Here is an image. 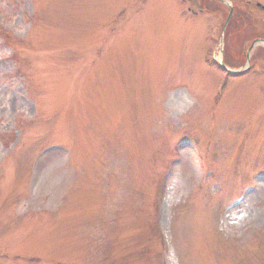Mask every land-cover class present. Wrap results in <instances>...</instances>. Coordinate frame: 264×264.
Listing matches in <instances>:
<instances>
[{
    "label": "rangeland",
    "instance_id": "374dc122",
    "mask_svg": "<svg viewBox=\"0 0 264 264\" xmlns=\"http://www.w3.org/2000/svg\"><path fill=\"white\" fill-rule=\"evenodd\" d=\"M213 5L0 0V264H160L156 223L168 264H264V58L225 79Z\"/></svg>",
    "mask_w": 264,
    "mask_h": 264
},
{
    "label": "flooded vegetation",
    "instance_id": "af4514ba",
    "mask_svg": "<svg viewBox=\"0 0 264 264\" xmlns=\"http://www.w3.org/2000/svg\"><path fill=\"white\" fill-rule=\"evenodd\" d=\"M179 1L185 2V0H179ZM204 1H206L207 3L214 4L213 6H218L217 4L224 5L222 0H204ZM233 1H235V0H233ZM233 6H235V4ZM257 6L260 9L259 15L264 14L263 7L260 4H257ZM211 12L213 13V10ZM236 15L238 16V18L234 22H232L231 24H229L230 25L229 26L230 30H229V34H227V36H228L227 37V40L229 39L230 33H232V35L234 34L235 36L241 35V37L244 38V40L251 39L250 40L249 47L252 44H254L253 45V48H252V51L253 50H256L254 53H255V56H257V54L259 53V51H264V29L262 27H259V25L262 23V19L260 18L259 21H258L260 24L253 25L249 29L243 31L241 29V27L242 26H245L244 19L242 20V16H244V15H241L240 13H237ZM227 16H228V14H227ZM240 20H242V21H240ZM244 40H242V44H243V41ZM239 42H241V41L239 40ZM248 48L245 50V52H247ZM225 49H226L227 52H229L230 54H232L234 56H236V54H238V55L241 54V52L240 53H237L238 52V49H239L238 46H237V44H233L231 46L230 45V42H227ZM262 54L264 55V53H262ZM263 58L264 57H262V56H260L259 59L257 57H255L254 67H255V65H257V60H259V62L261 63L262 60H263ZM258 65H259V63H258ZM257 72H258L257 74L259 76H263V74H264V70H261V69L260 70H257Z\"/></svg>",
    "mask_w": 264,
    "mask_h": 264
}]
</instances>
